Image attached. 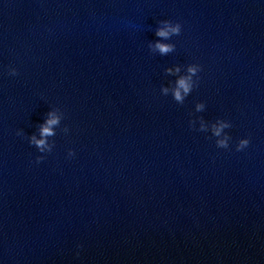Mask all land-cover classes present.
Segmentation results:
<instances>
[{"label": "water", "instance_id": "water-1", "mask_svg": "<svg viewBox=\"0 0 264 264\" xmlns=\"http://www.w3.org/2000/svg\"><path fill=\"white\" fill-rule=\"evenodd\" d=\"M0 264H264V0H0Z\"/></svg>", "mask_w": 264, "mask_h": 264}, {"label": "clouds", "instance_id": "clouds-1", "mask_svg": "<svg viewBox=\"0 0 264 264\" xmlns=\"http://www.w3.org/2000/svg\"><path fill=\"white\" fill-rule=\"evenodd\" d=\"M159 24L162 25L161 27H158L155 31V35L160 38L154 43H149L148 47L152 52H159L161 55H167L175 50V45L172 43H163L161 40H169L173 35H179L181 33V24L179 22L173 23L170 20H161L159 21ZM167 74H178L180 73V67L176 66L175 68H167L166 70ZM200 71V66L197 64H190L187 67V75H181L179 78L175 81L174 86L171 87V94L173 99L177 102L182 104L185 100V97H187L190 92L192 91L194 85L196 84V81L193 80V76H196L197 73ZM11 75H16L17 71L15 68H12L10 70ZM170 89L169 87H163L161 88V92L164 95H167L169 93ZM205 109L204 103H197L195 105V110L197 112H201ZM57 111H60L57 109L56 111H51L48 113V119L45 121L44 124L40 126V139H37L35 135L31 136L29 138V143L31 145H34L39 152L46 153L51 152L54 147V142L50 143L48 141V137H53L56 135V132L53 130V126H58L60 124L61 116L57 115ZM62 114V113H61ZM63 115V114H62ZM200 127L199 130L202 132L208 131V125L204 122L203 118L200 119ZM194 121L190 122V124L194 125ZM231 124L223 119H218L215 123L211 124V133L214 137H220L223 130L226 128H230ZM65 133L68 132V128L65 127L63 129ZM231 137L225 133L222 139L216 140V145L220 148H228L229 147V140ZM248 139H241L239 140L238 144L236 145V150L241 151L244 148H246L249 144ZM74 155V152L70 149L68 152V156L72 157ZM44 159V156H37L36 160L39 163Z\"/></svg>", "mask_w": 264, "mask_h": 264}]
</instances>
